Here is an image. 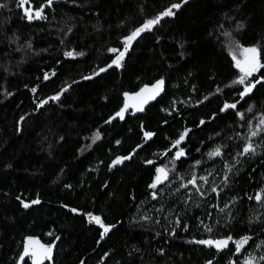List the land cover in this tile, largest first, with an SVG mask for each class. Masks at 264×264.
Returning a JSON list of instances; mask_svg holds the SVG:
<instances>
[{"label": "trees", "instance_id": "1", "mask_svg": "<svg viewBox=\"0 0 264 264\" xmlns=\"http://www.w3.org/2000/svg\"><path fill=\"white\" fill-rule=\"evenodd\" d=\"M177 1L50 0L29 19L0 0V264L25 236L53 241L41 264H264V0H184L95 70ZM232 43L258 50L244 84Z\"/></svg>", "mask_w": 264, "mask_h": 264}, {"label": "snow or ice", "instance_id": "2", "mask_svg": "<svg viewBox=\"0 0 264 264\" xmlns=\"http://www.w3.org/2000/svg\"><path fill=\"white\" fill-rule=\"evenodd\" d=\"M180 5L179 4H173L169 9H167L166 11H164L161 16H172L174 15L172 9L174 8H179ZM37 15H39V13H37ZM29 19H32L33 17L31 15L28 16ZM160 17H157L155 20H149L147 21L142 27L136 29L134 32L131 33V35H129L126 40H125V45L126 47L128 45H130L131 41L135 40L142 32L146 31V30H150L152 25L156 24L159 22ZM111 51L115 52L117 51L116 49H112ZM242 53L244 55V60L243 62H241L240 60L236 61V66L240 69L241 73H243V75L239 78L238 81H235L234 83H238V84H244L245 80L247 79L248 76L252 75V73L254 71H256L259 67H261V65L258 62V50L256 48H244L242 50ZM69 55H71V53H69ZM124 56V52H120L119 56L117 57L116 60L113 61L114 64H116L117 66H119L120 61L123 59ZM235 59V57H234ZM101 71H103V69H101ZM162 81L158 83V85L156 86L157 89L162 85ZM252 88L251 87H247L244 90V93H242V95H247L249 92H251ZM58 98V97H56ZM226 107H232L234 108L235 105H228ZM118 115L121 116L122 118V113H118ZM262 124H264V120L261 121ZM146 135H150V134H146ZM253 135H255V133H253ZM98 138V136H97ZM183 139V136L181 137V140ZM180 141H177L176 143L178 144ZM249 149H245V151H248ZM180 155H183V153L181 152ZM210 155L213 156H218L220 155L219 150H217L214 153H211ZM120 161L117 160L115 163H119ZM157 171L159 173H161V175H158L156 177V183H154L153 185H151V187L155 188L157 183L161 182V179L163 177V179H167V174L165 172L164 169H157ZM39 201H33V203H38ZM25 207H28L27 204L24 205ZM91 220L95 221L97 224H99L102 228H103V234H107L109 231V228L104 226V224L101 221V218L99 216H91L90 217ZM210 230V229H209ZM231 239V238H229ZM247 238H245L243 241H237V247H241L243 243H246ZM200 243L203 244H215L218 248L219 247H224L227 246L228 244V240H218V241H200ZM38 242L37 241H32L29 240L28 242V247L25 248V255H31L33 257V264H41V261L45 258V257H49L50 258V254L52 249L49 248H45L44 246L40 245L39 249L33 248L31 247L32 245H37ZM23 259V257H22ZM250 264V262H249Z\"/></svg>", "mask_w": 264, "mask_h": 264}, {"label": "rangeland", "instance_id": "3", "mask_svg": "<svg viewBox=\"0 0 264 264\" xmlns=\"http://www.w3.org/2000/svg\"><path fill=\"white\" fill-rule=\"evenodd\" d=\"M19 1H20L21 3H23V2H25L26 0H19ZM182 1H184V0H180V1H177V2H172V3H170L169 5H167L166 7H164L163 9H161L160 11L156 12L153 16H151V17H149V18L143 20V21H142L141 23H139L134 29H132L131 31H129L127 34H125V35L121 38V42H120V45H119L118 47H116V46H112V47H109V48H108V52L111 53L110 59H109L104 65H102V66H100V67H97L95 70H96V71H99V70L105 68V67L108 66V65H115V66H117L116 64L113 63V61L117 59V57L119 56V53H120V52H124V53H125V51L127 50V48H128L129 45H128L127 47H126V45H125V40H126V38H127L129 35H131V33L134 32L136 29L142 27L147 21H149V20H155L157 17H160V18L163 17V16H161V14H162L164 11H166L167 9H169L173 4H180ZM172 10H173V9H172ZM230 45H231V44H230ZM244 48H255V47H254L253 45H237V44H234V43H232V45L229 47V55H230L231 61H232L233 65L239 70L240 73H241V71H240V69L236 66V61H237V60H240L241 62H243V60H244V55H243V53H242V50H243ZM112 49H116L117 51L113 52V51H111ZM69 53H71V52L66 51V52H65V55H68ZM71 55H73V53H71ZM234 57H235V59H234ZM258 62H259V61H258ZM259 64H260V63H259ZM254 72H255V71H254ZM242 75H243V73H241V75L239 76V78H240ZM141 94H143V96H141ZM148 95H149V90L145 88V89H142V90L138 93V95H136L135 97H136V99L138 98L137 101H141V99L143 100V99L146 98ZM139 98H141V99H139ZM126 104H132L131 107H133V106L135 105V103H133L132 101H128ZM176 142H177V141H174L173 144H176ZM181 152H182V151L179 150V149L174 150V156H178V155H180ZM157 169H163V168H162V166L157 165L156 170H155V174H154V176L152 177V180H151V185H153L154 183H156V177H157L158 175H161V173H159V172L157 171ZM162 178H163V177H162ZM161 180H162V179H161ZM24 204H25V203H24ZM91 216H96V215H89V216H88V219H89L90 221H92L93 223H95L96 225H98V226L100 227V229H101V232L103 233V228H102L99 224H97L95 221L91 220V219H90ZM104 226H106V227L109 228L108 225H104ZM29 240L37 241V242H38L37 245H32V246H31V247L36 248V249H39V246H40V245L44 246L45 248H49V247H50L51 249H52V246H53V241H51V242H42V241H40V240H39L37 237H35V236H25V237L23 238V240H22V244H21L20 251H19L18 255H17L16 258H15V264H17L23 256H27L28 259L30 260V262L33 264V257H32L31 255H25V248L29 246V245H28ZM218 240H219V239H215V240H211V241H218ZM220 240H221V239H220ZM223 240H227V239L224 238ZM205 241H208V240H205ZM213 245H215V244L213 243ZM215 246H216V245H215ZM48 258H49V257H45V258L41 261V263H42L44 260L48 259Z\"/></svg>", "mask_w": 264, "mask_h": 264}, {"label": "water", "instance_id": "4", "mask_svg": "<svg viewBox=\"0 0 264 264\" xmlns=\"http://www.w3.org/2000/svg\"><path fill=\"white\" fill-rule=\"evenodd\" d=\"M49 2H50V0L44 1L43 3H41L38 7L34 8V9L31 8L30 4H28L27 7H24L23 3H22L21 6L25 10V15L27 18L29 15H31L33 17L32 19H38L40 16V13H41L40 11H41L43 5H49ZM37 13H39V15H37ZM234 103L235 102L229 103V105H233Z\"/></svg>", "mask_w": 264, "mask_h": 264}]
</instances>
